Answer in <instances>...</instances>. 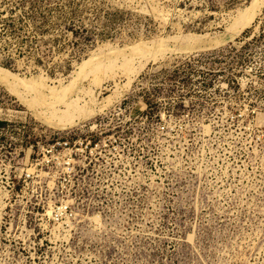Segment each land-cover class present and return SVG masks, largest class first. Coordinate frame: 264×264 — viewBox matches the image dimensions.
I'll use <instances>...</instances> for the list:
<instances>
[{
    "label": "rangeland",
    "instance_id": "rangeland-1",
    "mask_svg": "<svg viewBox=\"0 0 264 264\" xmlns=\"http://www.w3.org/2000/svg\"><path fill=\"white\" fill-rule=\"evenodd\" d=\"M249 2L0 0V67L81 90L51 106L0 82V264H264V4L233 40L182 50ZM158 40L173 50L132 78L139 58L109 54ZM71 130L75 166L51 148Z\"/></svg>",
    "mask_w": 264,
    "mask_h": 264
},
{
    "label": "bare ground",
    "instance_id": "bare-ground-1",
    "mask_svg": "<svg viewBox=\"0 0 264 264\" xmlns=\"http://www.w3.org/2000/svg\"><path fill=\"white\" fill-rule=\"evenodd\" d=\"M263 4H264V0H250L249 4L245 8L239 10L237 14L234 16L233 20L235 25L234 23L231 24L234 25V28H232V30L229 33H225L224 35H220V36L206 35V36L192 37L188 39L187 42L184 43L182 50L186 52H190L192 50L194 51L198 49H207V48L223 45L228 41L233 40L245 28H248L255 21L256 17L261 11ZM168 50L172 51L173 48L170 47V45H168L167 41L158 40L153 42H142L139 45H131L128 47L111 50L109 54L115 53L116 55L122 57L127 62H130L134 57L139 58L138 64L133 66L130 72V78H132L149 60L158 59ZM105 56L106 54H102V55L98 54L89 57L88 59H85L82 62L81 67L79 68L80 69L79 76H81L83 72L86 69H88L90 66H93L92 65L93 63H97V62L101 63ZM0 82H2L3 84L7 85L10 89H12L23 101L31 102L30 101L31 97L29 99L28 97L24 96V94L20 93L19 89L17 88L18 86L20 88H25L27 90L26 92L37 91L38 96L41 98L42 102L51 106H54L56 103L63 102L74 91L76 90L81 91L78 86V83L72 82L70 85L63 86L57 90L50 88L49 94H46L38 89V85L43 84L42 80L38 79L37 77H33V78L20 77L19 75L12 73L11 71L4 69L2 67H0ZM14 83L18 86L17 87L14 86ZM34 114L42 122L46 123L51 127L63 129L68 126H72L73 124L76 123L74 120H70L69 117H67L64 114L63 115L56 114L55 111L49 112L47 115L48 117L38 113L37 110L36 111L34 110Z\"/></svg>",
    "mask_w": 264,
    "mask_h": 264
},
{
    "label": "built area",
    "instance_id": "built-area-1",
    "mask_svg": "<svg viewBox=\"0 0 264 264\" xmlns=\"http://www.w3.org/2000/svg\"><path fill=\"white\" fill-rule=\"evenodd\" d=\"M75 133L73 130L63 132L62 134H57L54 136L53 140V147L52 149L58 151L59 149H62L64 156L62 157L65 165H74V159L72 155H77L79 152H82V139L74 138ZM89 145H92L91 142L87 143V147ZM96 146V144H94ZM93 146H91L92 148ZM58 149V150H57ZM73 153V154H72ZM75 170L70 169L66 167L67 172L62 180L60 181L61 187L66 186L69 182H71V179L73 177V173ZM75 215V212L72 210V208L66 204V203H59L58 206L53 210V218L56 219V221H68L72 216Z\"/></svg>",
    "mask_w": 264,
    "mask_h": 264
}]
</instances>
